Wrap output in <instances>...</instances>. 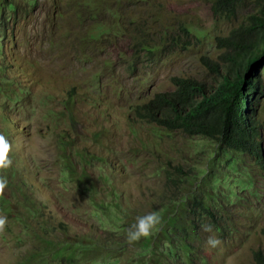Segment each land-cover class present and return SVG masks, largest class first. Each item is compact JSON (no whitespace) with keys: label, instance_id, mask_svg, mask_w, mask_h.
<instances>
[{"label":"rangeland","instance_id":"374dc122","mask_svg":"<svg viewBox=\"0 0 264 264\" xmlns=\"http://www.w3.org/2000/svg\"><path fill=\"white\" fill-rule=\"evenodd\" d=\"M212 1L0 0V134L12 145V164L0 173L8 180L0 198V216L7 217L0 232V264H26L29 254L46 252L61 237L48 227L46 213L51 221L68 225L70 240L85 229L100 235L101 227L112 228L122 216L107 203L98 210L90 202L89 195L98 201L104 196L97 174L112 168L124 198L148 203L163 191L166 159L189 172L175 201L160 215L184 219L192 198L216 214L213 221L194 214L199 263L248 264L251 252L264 248L261 66L254 103L261 165L243 154L222 153L205 140L164 132L134 114L135 106L154 94L171 91L172 77L211 84L216 76L199 58L217 62L222 50L215 38L247 22L259 4L239 0L227 14L220 7L212 12ZM205 226L212 231H204ZM164 227L163 222L158 230ZM210 236L221 244L209 247ZM149 241L160 264L168 261L163 249L179 244L177 238L160 236ZM139 246L128 244L112 253L96 248L83 260L44 255L30 262L135 264L149 258V252L137 254Z\"/></svg>","mask_w":264,"mask_h":264},{"label":"trees","instance_id":"16d2710c","mask_svg":"<svg viewBox=\"0 0 264 264\" xmlns=\"http://www.w3.org/2000/svg\"><path fill=\"white\" fill-rule=\"evenodd\" d=\"M239 3V0H213L211 9L216 13L220 7L227 14H232ZM135 44L142 46L138 40ZM215 46L222 50L217 62L205 56L199 58L201 65L216 76L211 84L194 77H172L171 91L154 94L146 103L135 106L134 114L164 132H178L190 139L205 140L215 144L222 153L243 154L261 165L260 123L255 115L254 103L260 86L256 68L261 66L264 71V0H259L255 12L247 16V22L230 28L224 36L216 37ZM166 166L169 171L164 170L163 191L155 193L148 203L145 198L134 202L128 196L124 198L122 191L114 185L112 168L108 171L102 169L97 175L101 182L99 191L104 196L98 201L89 195L90 202L98 210L106 208V203L113 206L122 216V221L114 222L109 229L99 228L102 231L100 235L85 229L74 234L75 240H70L68 225L62 221H51L49 213H46L43 219L53 232L59 230L61 237L51 241L46 252L29 254L26 264L37 263L44 255L53 260L63 258L68 261L74 256L83 260L96 248H107L111 253L121 251L128 245L125 230L135 222L136 217L152 211L160 214L177 198L180 183L189 171L182 165H174L170 159H166ZM188 205L191 213L184 219L165 214L164 229L156 230L152 235L179 240L178 245L163 249L168 258L165 264H201L199 261L203 259L195 258L194 240L198 236L194 214L206 215L211 221L216 214L200 199L192 198ZM138 243L137 254L144 256L145 252H149V258L136 259L135 264H160L153 258V248L149 250V238ZM248 264H264V248L253 250Z\"/></svg>","mask_w":264,"mask_h":264},{"label":"clouds","instance_id":"9594fccd","mask_svg":"<svg viewBox=\"0 0 264 264\" xmlns=\"http://www.w3.org/2000/svg\"><path fill=\"white\" fill-rule=\"evenodd\" d=\"M12 151V145L3 134H0V173L5 172L12 164L9 155ZM8 180L6 176L0 175V198L4 197ZM7 224V217L0 216V232H3ZM163 224V217L156 211L136 217V220L125 230L126 241L129 245L138 243L141 239H147L153 235ZM204 231L211 232V226H205ZM207 244L211 248H216L221 241L214 236H210Z\"/></svg>","mask_w":264,"mask_h":264}]
</instances>
